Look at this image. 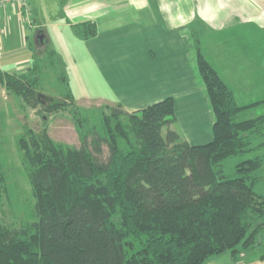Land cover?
<instances>
[{"label": "trees", "instance_id": "1", "mask_svg": "<svg viewBox=\"0 0 264 264\" xmlns=\"http://www.w3.org/2000/svg\"><path fill=\"white\" fill-rule=\"evenodd\" d=\"M75 31L87 39L98 28L84 22ZM193 37L215 115L212 140L193 144L171 128L177 122L171 96L133 112L121 105L103 111L102 133L85 128L73 108L80 147L54 140L46 126L26 128L17 145L30 166L35 217L20 225L4 221L8 184L0 158V264H204L226 252L238 263L244 250L257 247L264 156L240 161L233 176L222 166L252 150L254 136L264 137V114L239 118L264 99L240 105L204 55L197 30ZM30 69L2 72L0 81L36 105L42 95ZM71 104L69 94L44 109Z\"/></svg>", "mask_w": 264, "mask_h": 264}, {"label": "crops", "instance_id": "2", "mask_svg": "<svg viewBox=\"0 0 264 264\" xmlns=\"http://www.w3.org/2000/svg\"><path fill=\"white\" fill-rule=\"evenodd\" d=\"M67 1L64 13L68 19L62 25H69L76 37L80 36L75 31L78 24L95 22L98 33L87 40L108 38L119 46L115 53L120 61L131 62V56L134 57V91L126 90L129 94L120 96L119 101H110L112 106L121 105L125 111L133 112L171 96L175 100L177 122L183 124L181 128L176 123L174 129L182 139L201 143L196 137L203 136L205 130L199 129L196 134L192 121L184 113V110L195 112L204 106L208 110V104L212 106L198 68L194 30L201 32L204 55L233 90L240 105L264 99L254 86L242 91L235 89L233 81L245 76L253 79L256 73L264 80V0ZM28 2L34 11L35 1ZM34 21V24L28 23L23 9L13 3L0 7V73H15L19 69L20 74H24L31 68L32 61L27 57L12 61L17 52L15 45L22 48L29 44L33 30L38 27L41 32L35 35L36 40H49L45 28L54 25L43 19L40 23L36 18ZM1 35L7 37L6 45ZM237 65L242 72H237ZM251 67L256 71L248 73ZM243 69L246 73L240 74ZM0 92L8 95L1 81ZM209 114L213 117L210 110ZM212 137L207 134L202 142L211 141ZM204 264L238 263L226 252L211 257Z\"/></svg>", "mask_w": 264, "mask_h": 264}, {"label": "rangeland", "instance_id": "3", "mask_svg": "<svg viewBox=\"0 0 264 264\" xmlns=\"http://www.w3.org/2000/svg\"><path fill=\"white\" fill-rule=\"evenodd\" d=\"M34 1L35 10L33 11L32 5H29L31 18L28 21L25 16L26 20L30 24L36 23L34 18L37 19V23H40L41 19L48 23H54V25L49 24L45 28L49 32L50 38L37 41L35 35H40L41 28L33 30L34 33L29 44H24L22 48L15 45L17 52L12 61L16 62V60L26 57L32 61L31 68L34 66L35 69L31 73L36 74L39 79L36 87L39 95H42L40 102L32 105L20 95L7 93L8 95L4 96L0 92V158L8 184L5 195L4 221L15 225H20L35 217L34 195L29 180L30 166L17 145L19 137L26 131V128L31 127L36 131H41L46 126L48 134L54 140L80 147L81 138L78 125L73 118V108L77 107L86 119L85 128L100 130L99 132L102 133L103 111H109L113 107L110 101H119L120 96L128 95L126 90L134 91L132 77L136 73L134 57L131 56V62L125 59L120 61V57L115 53L119 46L112 44L108 38L101 37V39L93 41V39L87 40L81 36L76 37L70 31L69 25L68 27L62 25V22H67L68 19L64 13L68 4L67 0ZM28 33L30 35V31ZM1 39L3 42L5 41L6 45L7 37L1 35ZM200 41L202 42V40ZM95 43L96 45H94ZM51 51L58 53L60 58ZM236 70L242 72V68L238 65ZM16 71L15 73L20 74L19 69ZM247 71L251 73L256 70L251 67ZM245 73L246 71L243 69V73L240 74ZM257 74L253 79L252 76H245V79L241 80L234 78L235 89L244 91L254 86L256 92L264 98V80H261ZM61 75L66 79L61 78ZM203 92L205 93V91ZM69 94L73 96V104L66 105L56 112L45 111L44 105L51 99H63ZM259 97L258 95L257 98L260 99ZM141 98L143 97L138 99ZM69 100L72 99L69 98ZM208 106V110L205 106L195 112L184 110L189 120L192 121L196 134L199 133V129L205 130L203 136L196 137L201 142L199 144L210 141L202 142L206 140L207 134L210 138L213 136L215 115L214 111L210 109L212 106L210 107V104ZM209 110L213 117L209 114ZM262 114H264V103L244 111L239 118H251ZM176 123L179 127H183V124ZM175 125L171 128L174 129ZM166 131L167 129L164 131L165 134ZM108 155L109 148L104 144L103 154L100 157L106 159ZM255 156H264V137L254 136L252 150L227 158L222 166L223 172L233 176L236 172V165L240 161ZM257 238V247L244 250L238 264H264V227L260 229Z\"/></svg>", "mask_w": 264, "mask_h": 264}, {"label": "built area", "instance_id": "4", "mask_svg": "<svg viewBox=\"0 0 264 264\" xmlns=\"http://www.w3.org/2000/svg\"><path fill=\"white\" fill-rule=\"evenodd\" d=\"M7 3H13V4L19 6L20 8L23 9L24 14L27 17V20L31 18L30 17L31 10H30V6H29L30 4H29L28 0H0V7L2 5L7 4ZM28 21H30V20H28Z\"/></svg>", "mask_w": 264, "mask_h": 264}]
</instances>
